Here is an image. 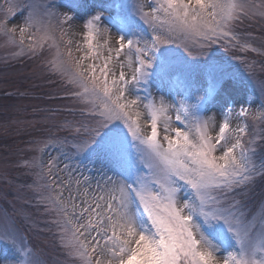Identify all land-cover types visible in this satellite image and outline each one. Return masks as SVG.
Returning <instances> with one entry per match:
<instances>
[{"label": "snow or ice", "instance_id": "1", "mask_svg": "<svg viewBox=\"0 0 264 264\" xmlns=\"http://www.w3.org/2000/svg\"><path fill=\"white\" fill-rule=\"evenodd\" d=\"M112 8L120 17L114 39L102 27ZM0 10V32L19 46L17 54L26 41L34 56L54 50L50 70L82 105L83 119L65 124L72 156L62 148L67 138L47 140L38 150L56 144L58 155L26 162L36 169L37 203L51 216L66 258L74 264H264V211L257 229L241 201L229 199L264 176V157L257 161L254 139L245 140L247 125L231 123L249 108L241 105L235 116L227 108L219 121L206 114L234 78L203 51L209 79L189 103L190 61L168 47L179 40L188 57L191 46L224 40L235 47L236 26L264 19V0H5ZM136 14L149 33H137ZM16 16L22 26L8 27ZM77 19L78 30L64 28L73 29ZM154 81L174 85L182 99L152 98ZM141 87L147 96L138 94ZM253 119L264 121V106ZM82 158L107 170L96 168L95 178L91 168L85 174ZM0 243L12 253L5 264H41L11 229L0 231Z\"/></svg>", "mask_w": 264, "mask_h": 264}, {"label": "rangeland", "instance_id": "2", "mask_svg": "<svg viewBox=\"0 0 264 264\" xmlns=\"http://www.w3.org/2000/svg\"><path fill=\"white\" fill-rule=\"evenodd\" d=\"M38 2L61 5L67 3V0H38ZM103 2L104 0H88V3L92 5ZM115 2L131 5L135 0H115ZM247 2L260 3L261 0H247ZM4 5L5 0H0V6ZM60 10L63 11V9ZM128 11L132 12L133 10L129 8ZM104 15L105 25L102 27L111 28L114 39L117 22L120 19L118 10L112 8L111 14L105 12ZM113 17L116 19L114 20ZM3 18V11L0 10V20ZM134 19L135 30L138 34L150 32L140 20L139 14H136ZM80 24V19H77L73 23V29H69L67 24L64 25V28L71 32L78 30ZM14 26H22L20 16H16L8 24V27ZM235 34L239 38L237 46H232L235 41L225 43L224 40L203 49L191 46V57L184 53L179 40L168 45L190 61V73H186L192 83V99L189 100V103L194 102L195 96L201 94L195 91L196 87L202 88L205 81L209 79L205 64L207 58L199 55L200 52H208L212 57V62L219 68L228 70L229 74L233 76L231 85L213 104L208 105L209 110L206 112L207 115L215 112L219 121L227 108H231L233 116H235L241 110V105L248 107L249 115L233 119L231 121L233 127L245 124L246 118L247 120L253 118L264 106V64L257 60V58L264 60V19L259 17L245 19L243 23L236 26ZM56 35L59 36V32ZM27 43L26 41L24 45L25 50ZM245 44L247 47L242 48ZM217 45L225 48V55L221 53L222 49H217ZM52 51L54 50L46 49L42 54L35 56L28 51L17 54L19 46H14L9 42L8 37L0 32V90H6L13 98L11 105L3 104V101H0L2 102L0 104L4 106L3 115L6 117L0 115V133H4L3 139L0 140V231H3L5 227L14 231L32 255L41 261V264H74L57 247L54 236L55 228L50 224L51 216L46 214L43 206L37 203L33 187L36 169L30 168L26 164V162L30 163L40 157L46 162L51 156L58 155L60 148L56 144L50 146L46 153H41L38 150L47 140L63 141L67 138L68 142L63 144L62 148L69 156H72L73 150L70 146L74 139L65 124L83 119L80 112L82 105L70 95V88L64 83V80L57 74L47 78L48 75L54 74L48 64ZM2 66L7 69H1ZM18 83L20 86L16 85ZM148 89L152 98L159 99L163 96L166 101L170 102H178L182 99L181 95H177L178 89L167 81H154L148 85ZM138 94L144 97L148 95V92L141 87ZM188 95L189 92H183V97L186 98ZM33 97L34 101L28 100ZM22 98H28L26 99L28 101ZM257 98L261 99L263 104H260ZM36 99L38 102L35 101ZM255 120L258 121L255 133L251 136L247 133L245 138L246 140L254 139L257 149L256 159L259 161L261 157H264V121ZM0 136L2 135L0 134ZM76 163V160L72 161L73 167L76 166ZM80 163V170L89 174L88 170L91 168V175L94 178L97 176L96 168L107 170V165L99 160L96 161L94 167L89 164L86 158H82ZM109 174L112 173L109 172ZM252 184L242 194H235L229 199L240 200L241 195L244 196L251 190ZM261 189L262 193L259 188L252 189L256 198L246 202L245 205L241 202L240 205V210L256 225L257 229L261 227V211H264V183L262 179ZM12 216L16 217L23 227L14 223L11 220ZM11 255V250L0 243V264H5V260L9 259Z\"/></svg>", "mask_w": 264, "mask_h": 264}, {"label": "trees", "instance_id": "3", "mask_svg": "<svg viewBox=\"0 0 264 264\" xmlns=\"http://www.w3.org/2000/svg\"><path fill=\"white\" fill-rule=\"evenodd\" d=\"M1 69H4V70H6L7 68L6 67H3V68H1ZM2 83H4V82H2ZM17 86H20V84L18 83V84H16ZM22 99H24V98H22ZM26 99H28V98H25L24 100H26ZM29 101H34V97L33 98H29L28 99ZM28 100H26V101H28ZM0 101H3V104H9V105H11V103L13 102V98L11 97V95L10 94H8L7 93V91L6 90H0ZM4 101H8V102H4ZM36 102H38V100L36 99L35 100ZM0 103H2V102H0ZM3 108H4V106L2 105V104H0V115L1 116H3L4 118H6L3 114H4V110H3ZM10 112H9V110H8V114H9ZM1 119H2V117H1ZM9 130V129H8ZM2 136H0V140L1 139H3L2 137H4V133H0ZM257 179H262V181H263V183H264V176H261V177H259V178H257ZM261 183V181L260 182H257L256 183V185L258 186L259 184ZM5 206V205H4Z\"/></svg>", "mask_w": 264, "mask_h": 264}, {"label": "bare ground", "instance_id": "4", "mask_svg": "<svg viewBox=\"0 0 264 264\" xmlns=\"http://www.w3.org/2000/svg\"><path fill=\"white\" fill-rule=\"evenodd\" d=\"M112 35H113V33H112ZM213 114H215V112ZM213 114L210 113L209 115H213Z\"/></svg>", "mask_w": 264, "mask_h": 264}]
</instances>
